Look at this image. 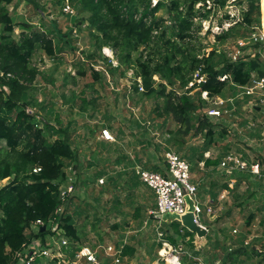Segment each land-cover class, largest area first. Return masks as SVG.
Returning a JSON list of instances; mask_svg holds the SVG:
<instances>
[{"label":"trees","instance_id":"obj_1","mask_svg":"<svg viewBox=\"0 0 264 264\" xmlns=\"http://www.w3.org/2000/svg\"><path fill=\"white\" fill-rule=\"evenodd\" d=\"M15 1L17 0H0V26L4 32L0 35V179L9 178L8 183L0 188V264L16 261L32 241L38 240L44 244L48 236L46 231L39 230L35 233L29 230L30 223L37 219L47 223L55 218L60 232L74 241L81 240L75 220L81 215V210L78 207L72 211L68 209L72 198L80 197L72 194L62 200L60 196V187L67 180L66 168L73 162V170L79 171L81 164L77 162V154L68 136L53 140L48 138L50 135L60 136V127L54 129L46 123L42 127L38 126L36 115L31 109L32 97L28 93L39 74L37 67L31 65L30 61L34 52L41 49L46 56L55 57L58 43H54V36L61 34L55 30L54 25L51 26L52 30L31 31L30 25L23 22L19 24L22 30L18 37H13L11 34L15 24L8 6ZM205 1L157 0L151 6V0H63L62 8L67 9L66 5L76 4L86 13L82 22L96 31L91 34L99 40V48L105 46L114 50L117 64H110L112 78L118 69L125 66L120 74L124 70H132L134 92H138L140 87L144 98L162 99L161 105L151 111L154 113L153 118L161 121L155 123L152 117L149 120L157 125L161 134H168V137L154 145L156 153L146 155L145 160L136 158L130 164L131 174L127 178V185L130 187H137L141 183L134 173L135 162L148 170L164 173L161 167L164 164L160 161L164 152H181L186 137L199 134L203 138L202 145L198 149L193 147L190 152H184L181 156L189 162L191 172L198 168L200 162L207 169L206 181L201 184L197 182L198 192L203 188L211 201H215L220 191L229 190L228 181L218 185L216 179L212 180V175L228 155L227 152L214 158L204 156L214 142L226 136L227 123L204 110L208 100H215L217 97L222 100L221 107L224 104L226 106L225 114L237 113L240 107L239 96L244 99L252 97V94L244 91L251 85L253 76L264 79L260 0H237L238 4L244 1L247 4L246 8L240 10L241 16L228 28H222L214 34L215 42L222 43L234 34L242 38L243 29L253 32L254 36L249 43L237 45L239 54L234 58L226 56L225 52L218 51L215 47L206 51L197 49L193 44L200 29L199 21L209 18L211 13L210 9H206ZM198 3L200 5L196 7ZM212 3L217 8H223L227 0H212ZM162 8L168 14V26L163 24L164 18L156 14ZM47 21L51 24L53 22L50 19ZM195 21L199 22L198 25ZM219 26L221 27L220 22ZM64 36L67 33L62 34L60 39ZM67 43L69 40H66ZM140 47L150 49L145 59L143 53H139ZM136 52L138 56L134 58L133 54ZM92 57L94 54L90 55V62L86 63L87 68L79 67L78 74L85 76L88 69L91 77L99 81L102 74L93 68L95 61ZM200 77L202 79L197 81ZM203 92L207 93V100L202 98ZM81 98L79 108L83 110L87 101L83 95ZM253 107L257 111L260 106ZM220 111L223 112L222 109ZM168 121L175 127L163 131ZM136 125L139 127L141 123L137 121ZM44 129L48 135H45ZM65 132L64 130L63 133ZM142 142L144 150L151 145L149 139H143ZM242 157L240 158L243 159ZM36 166L40 170L34 173L32 169ZM245 173L247 172L235 169L232 177L239 182L244 177L248 178L249 174ZM262 174L264 175V170ZM102 175V171L97 173L92 181ZM82 182L84 183L83 180L79 181L80 184ZM76 185L78 181L74 183V187ZM247 203L244 199L237 205L244 207ZM59 208L61 211L57 213ZM254 217V212L250 211L245 225L249 226ZM150 218L156 220L155 215H150ZM262 223L263 219L260 218L259 224ZM177 224L180 223L172 221L160 225L161 239L157 242L158 248L163 242L173 247L192 243L195 234ZM184 238L190 241H185ZM244 241V238H239L228 247L223 245L221 264H264V247H258L252 241ZM121 253L123 256L132 255L134 249L124 245Z\"/></svg>","mask_w":264,"mask_h":264},{"label":"rangeland","instance_id":"obj_2","mask_svg":"<svg viewBox=\"0 0 264 264\" xmlns=\"http://www.w3.org/2000/svg\"><path fill=\"white\" fill-rule=\"evenodd\" d=\"M62 3L63 0H17L8 9L15 24L11 34L15 38L22 30L19 24L23 22L30 25L31 31L52 30L51 26L54 25L55 30L61 34L54 36V43H58L55 57L46 56L41 49L34 52L30 61L31 65L37 67L39 74L28 93L32 97L31 109L36 115L38 126L42 127L46 123L54 129L60 127V136L50 135L48 138L53 140L68 136L77 154V162L81 164L79 171L73 170V162L66 168L67 182L74 184L78 181L70 194H76L80 198L73 197L68 209L72 211L78 207L81 210V215L75 218L80 242L97 250L99 255L103 252L102 246L107 244L132 247L134 253L125 255L123 264H177L172 256L178 257L180 264H221L223 245L228 247L239 238H244L245 243L252 241L258 247H264V175L261 172L262 176L257 177L247 172L245 174H249L248 178L244 177L237 182L232 177L235 169L226 171L220 165L212 175V180L216 179L218 185L228 181L229 190L220 191L213 203L203 188L197 192L201 207L204 209L211 206L209 214L205 212L200 215V221L209 228L207 235L202 238L194 236L192 243L179 244L177 247L170 244L167 247L163 242L158 248L161 226L150 218L149 212L155 207V201L148 192L149 188L141 183L137 187H130L127 185V178L131 174L130 164L136 158L145 160L146 155L156 153L154 145L168 137V134H161L157 125L149 120L152 117L155 123L161 121L154 119L151 111L161 105L162 99L144 98L141 90L134 92L132 70L127 69L120 74L125 66L118 69L112 78L110 64H117L114 50L111 47H98L99 40L91 34L96 31L82 22L86 13L78 5L66 6L72 12L67 13V9L62 8ZM246 7L245 1L238 4L237 0H227L225 7L219 8L215 14L210 13V20L199 21L200 29L192 41L195 47L206 51L215 47L228 57H236L239 54L237 45L249 43L254 36L253 32L243 29L242 38L234 34L222 43L215 42L214 34L218 33L219 22L225 27L230 26L234 19L230 14L240 17V10ZM260 12V34L264 42V0L263 4L260 0ZM156 14L164 18L165 26L170 25L165 8ZM47 19L53 21L52 24ZM195 22L198 25L199 22ZM64 33L67 36L60 39ZM2 34L4 32L0 26V35ZM66 40L69 43L66 44ZM148 51L149 48L140 47L139 53H143V59ZM91 54H94L93 68L102 74L99 81L91 77L88 69L87 75L78 74L79 67H88L86 63L90 62ZM136 56L137 52L133 54L134 58ZM154 79L157 77L154 76ZM250 86L252 97L244 99L239 96L240 107L232 115L225 114L226 106L224 104L221 107L220 98L208 100L205 111L223 110L216 117L226 121L227 134L208 148L204 153L205 157L214 158L227 152L238 157L245 156L242 158L248 162L258 161L260 169L264 168V79H257L254 75ZM82 95L87 101L83 110L79 108ZM253 106L260 107L254 111ZM47 107H50L48 111ZM137 121L141 123L139 127H136ZM107 125L113 130L112 141H105L100 137L101 127L105 128ZM174 127L168 121L162 130L169 131ZM44 130L46 135L47 131ZM143 139L150 140L151 145L147 150H144L145 145L141 143ZM202 143L203 138L199 134L188 135L184 148L178 154L182 156V153L190 152L193 147L198 149ZM160 161L164 164V156ZM203 165L200 162L198 168L191 172L192 181L200 184L206 181L207 169ZM101 171L103 175L92 181V177H96ZM223 173L226 174L222 175ZM8 180L9 178L1 181L0 186ZM82 180L84 183L80 184L79 181ZM249 192L252 194L249 195ZM244 199L248 201L247 205H237ZM250 211L254 212L255 217L246 226L245 221ZM260 218L263 219L262 224H259ZM177 225L181 227L180 224ZM233 229L236 231L233 232ZM184 240L188 241L187 238ZM104 261L105 258L102 264H107Z\"/></svg>","mask_w":264,"mask_h":264},{"label":"built area","instance_id":"obj_3","mask_svg":"<svg viewBox=\"0 0 264 264\" xmlns=\"http://www.w3.org/2000/svg\"><path fill=\"white\" fill-rule=\"evenodd\" d=\"M157 0H152L151 6L156 4ZM206 9H210V12L215 13L219 8L215 7L212 0H206ZM200 3L196 5L198 7ZM69 6V5H66ZM68 11V9H67ZM72 13L71 11H68ZM234 16L233 21L235 22L238 18L237 15ZM204 20H210L209 18ZM203 20V21H204ZM226 20V19H225ZM231 24V23H230ZM223 26L217 28L220 29L228 28ZM106 49V48H104ZM108 55V54H107ZM116 65V64H115ZM202 77L197 79L200 81ZM140 83L139 78L136 79ZM140 90L142 88L139 87ZM246 94H252L251 86L246 87ZM202 98H207V93H202ZM222 104V100L220 99ZM205 113L209 115L219 116V109H206ZM100 137L105 141H112L113 136L108 128H102L100 131ZM164 170L162 172L151 171L143 168L141 165H135L134 173L138 176V179L142 184L149 188L155 197V207L150 210V215H155L158 226L160 227L161 216L165 213L182 214L185 211L186 199L185 196H189L194 202V221L208 230L200 221V215L203 213L209 214L211 211V206H207L204 209L201 207L199 198L197 197L198 187L197 182L191 180V170L189 162L181 157L178 153L174 151L164 152ZM241 156L228 154L222 159L220 165L226 171H232L233 169H239L248 172L254 176L261 177L260 165L258 162H247L240 158ZM40 170L39 167H34L32 172L36 173ZM7 179V178H5ZM5 179H0V182H4ZM101 182L102 180L99 179ZM9 181V180H8ZM6 183H8L6 181ZM2 184L0 188L5 185ZM74 190V184L72 182L68 183L67 180L65 184L60 187V196L62 200L69 198ZM61 211V208L57 209V213ZM44 227L43 231L48 233L44 244L42 245L38 240L32 241L23 251L16 261L13 260L9 264H102L103 258H105L104 263L107 264H123L124 256L121 253L123 246H115L113 244H107L102 246V254H98L97 250L91 249L86 243H80L74 241L67 235L63 234L57 229V223L55 218L50 219L47 223H44L41 219H37L30 223L29 230L32 232H37L41 227ZM236 230L233 229V232ZM163 244V243H162ZM165 246L169 247V244L164 242ZM181 250V247L179 251ZM173 260L177 264H180L178 257L172 256ZM172 264H175L172 262Z\"/></svg>","mask_w":264,"mask_h":264},{"label":"water","instance_id":"obj_4","mask_svg":"<svg viewBox=\"0 0 264 264\" xmlns=\"http://www.w3.org/2000/svg\"><path fill=\"white\" fill-rule=\"evenodd\" d=\"M261 17V12H260ZM14 177V175H12ZM186 207L182 214L165 213L161 216L164 223L178 221L185 229L195 234L196 237L202 238L206 236L208 230L194 221V202L189 196H185ZM40 230H44L42 226Z\"/></svg>","mask_w":264,"mask_h":264},{"label":"crops","instance_id":"obj_5","mask_svg":"<svg viewBox=\"0 0 264 264\" xmlns=\"http://www.w3.org/2000/svg\"><path fill=\"white\" fill-rule=\"evenodd\" d=\"M262 4H263V0H262ZM263 29H264V23H263V27H262ZM263 37H264V30H263ZM47 109V111L49 110V107H47L46 108ZM109 129V128H108ZM109 131L111 132H113V130H112V128L110 127V129H109ZM116 136H117V134H116ZM243 160H245V159H243ZM247 161V160H246ZM248 162V161H247ZM253 162H258V161H253ZM134 165H140V164H137V163H134ZM162 168H163V170H164V166H161ZM260 167V166H259ZM263 170H264V168L263 169H260V172H263ZM151 195H152V197H153V199H154V195H153V192H151L150 191V189H149V191H148ZM210 198V197H209ZM210 201H211V199H210ZM212 203H213V201H211ZM205 225V224H204ZM205 226H207V225H205ZM208 227V226H207ZM209 229V228H208ZM208 233V232H207ZM207 235V234H206Z\"/></svg>","mask_w":264,"mask_h":264}]
</instances>
